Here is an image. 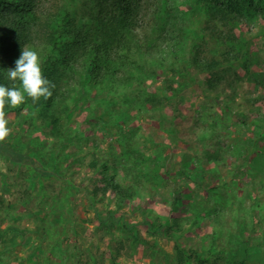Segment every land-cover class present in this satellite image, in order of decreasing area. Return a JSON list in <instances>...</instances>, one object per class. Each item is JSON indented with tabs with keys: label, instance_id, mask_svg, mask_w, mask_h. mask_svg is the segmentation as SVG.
<instances>
[{
	"label": "rangeland",
	"instance_id": "rangeland-1",
	"mask_svg": "<svg viewBox=\"0 0 264 264\" xmlns=\"http://www.w3.org/2000/svg\"><path fill=\"white\" fill-rule=\"evenodd\" d=\"M68 1L84 7L81 20L88 12H96V0ZM160 1L147 0L144 5L161 8ZM167 1L174 3L176 16L170 27L177 31L182 2L188 0ZM200 9L202 17L186 15L181 29L200 51L216 54L232 48L241 58L225 66L223 85L217 90L207 87L205 73L189 80L183 100L191 117L180 128L182 140L176 133L160 131L146 115L124 111L107 98H95L88 114L96 119L84 120L86 111L80 112L81 101L74 95L72 126L59 139L53 138L48 127L30 131L26 109L6 107L12 129L7 139L41 157L49 167H57L60 175H40L31 165L0 155V264H112L110 254L118 264H173L176 240L214 263L233 264L245 257L244 264H264V130L252 123L263 111L257 100L264 94V21L251 23L249 31H238L251 43L254 55L245 68V44L224 42L219 34L211 36L207 27L215 21L205 6ZM157 32L154 29L153 36ZM234 71L244 76L234 80ZM91 92L93 97L99 94ZM121 111L127 114L126 120L120 118ZM171 138L178 141L169 144ZM259 140L262 150L248 158L250 147ZM129 146L144 154L142 165L154 161L149 154L162 150L169 175L151 176L150 188L134 182L124 170L134 158L127 152ZM196 153L201 158L198 164L206 168V187L191 184L180 170ZM93 155L107 160L106 178L116 175L124 186L135 190L133 197L122 200V206L109 186L98 198L106 182L101 183L96 198L88 197L86 190L99 184L98 166L91 165ZM172 185L184 192L176 203ZM213 185L216 189H207ZM190 207H199L201 218ZM109 210L115 214L111 232L106 229ZM159 225L163 226L156 234L148 232L147 228ZM13 226L23 232L14 231ZM128 227L136 229L135 237L127 234ZM148 246L160 254L151 258Z\"/></svg>",
	"mask_w": 264,
	"mask_h": 264
},
{
	"label": "trees",
	"instance_id": "trees-1",
	"mask_svg": "<svg viewBox=\"0 0 264 264\" xmlns=\"http://www.w3.org/2000/svg\"><path fill=\"white\" fill-rule=\"evenodd\" d=\"M146 1L96 0V12H88L86 20H81L85 13L84 7L68 0H0V84L9 88L20 87L19 80L8 78L7 70L15 68V61L23 47L38 52L44 76L55 84L49 99L40 98L33 104L31 98L26 97L25 103L19 107L7 108L15 111L26 109V120H29L27 128L30 131H42L48 127L53 138L59 139L72 126L70 118L76 100L81 101L80 112L86 111L84 120H91L96 119L88 114L91 112V102L95 98H107L108 103L115 102L124 111L146 115L160 131L168 135L176 133L182 140L180 128L191 117V109L183 100L189 80L205 73L207 87L217 90L223 85L221 80L225 75L222 70L241 58V54L232 48L216 54L212 50L207 51L209 53L200 51L186 31L181 29L182 21L186 22V15L201 18L203 13L200 6H205L215 21L213 26L207 27L211 36L219 34L218 37L223 38L224 42L244 43V67L247 68V62H251L254 55L251 43L242 39L238 31H249L251 23L264 21V0L183 1L178 15L180 21L175 22L180 26L177 31L170 27L172 17L176 16L173 12L174 3L171 5L167 0H161V8L156 5L150 9L144 5ZM156 1L153 0L154 3ZM154 29L158 32L153 36ZM176 35H180L178 41L174 39ZM243 76L234 71L233 79L239 80ZM114 79L116 82L109 84ZM92 90H98L99 94L93 97ZM74 95L77 96L76 100ZM257 101L263 111L252 123L264 130V94ZM124 111L120 112V118L126 120L128 116ZM105 112L108 113L107 110ZM177 141L171 138L168 143ZM260 141H255L250 147L248 158L262 150ZM160 151L153 152L151 156L149 154V159L154 158V161L149 160L142 165L144 154L136 147L129 146L127 152L134 158L130 160L129 169L125 167V174L133 177L134 182L150 188L147 180L151 176L162 179L169 175L167 158ZM0 155L13 163L31 165L40 175L59 174L57 167H49L41 157L21 149L8 139L0 142ZM200 160L199 153H196L191 161L183 162L180 170L189 177L191 184L206 187L203 181L206 168L198 164ZM118 163L124 167L123 163ZM91 165L98 166L97 181L100 184H96L93 190H86L91 200L98 196V188L103 182L106 185L102 187L99 199L107 186L117 196L119 206L123 205L124 198L135 195L133 187L124 186L116 175L106 178L104 172L109 167L107 160L101 161L93 155ZM169 188L176 203L184 192L174 185ZM207 189H216V185ZM189 211L201 218L199 207H190ZM114 215L113 210L108 211L106 229L109 232L112 230L110 220ZM161 226L154 229L151 226L147 230L156 234ZM11 228L23 232L18 227ZM128 228L126 233L135 237L136 229ZM238 228H242L239 220ZM138 240L141 244L149 243L147 240ZM148 247L152 252L151 258H154L152 255L160 254L156 248ZM174 248L173 264H219L197 250H187L177 240ZM109 257L112 264H118L114 255L110 254ZM246 259L242 257L233 264H244Z\"/></svg>",
	"mask_w": 264,
	"mask_h": 264
},
{
	"label": "clouds",
	"instance_id": "clouds-1",
	"mask_svg": "<svg viewBox=\"0 0 264 264\" xmlns=\"http://www.w3.org/2000/svg\"><path fill=\"white\" fill-rule=\"evenodd\" d=\"M41 58L37 51L23 47L19 58L15 61V68L8 69V78L12 81L19 80L20 87H7L0 84V142H4L11 134L8 126L6 107H19L27 98H31L33 104L40 98L45 100L52 96L55 84L47 79L41 67Z\"/></svg>",
	"mask_w": 264,
	"mask_h": 264
}]
</instances>
